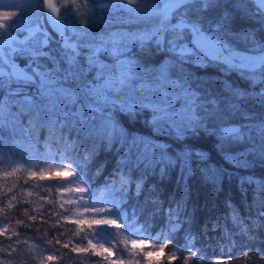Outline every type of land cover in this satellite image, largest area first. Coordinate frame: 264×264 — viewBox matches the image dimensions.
Returning <instances> with one entry per match:
<instances>
[{"label": "snow or ice", "instance_id": "snow-or-ice-1", "mask_svg": "<svg viewBox=\"0 0 264 264\" xmlns=\"http://www.w3.org/2000/svg\"><path fill=\"white\" fill-rule=\"evenodd\" d=\"M214 156L264 167V0H0V264H208L178 237L189 182L232 179ZM173 171L183 191L165 210L157 181ZM239 185L248 214L225 201L230 255L212 264H264L245 250L264 178ZM141 197L168 236L133 231Z\"/></svg>", "mask_w": 264, "mask_h": 264}, {"label": "trees", "instance_id": "trees-1", "mask_svg": "<svg viewBox=\"0 0 264 264\" xmlns=\"http://www.w3.org/2000/svg\"><path fill=\"white\" fill-rule=\"evenodd\" d=\"M233 79H235V77H233ZM17 139L18 137H13L11 140H8L6 138V144L11 143ZM36 147L39 150L43 151L45 146L43 145V143H41ZM208 147H211V145H208ZM6 162L7 161H5V163ZM221 162H222V166L229 168V171L232 172L231 181H225L223 191L219 193H210L209 196H206V198H200V197L195 198L190 194V197L187 200L188 219L184 224V231H182L178 237L179 242L182 243L188 235L193 236L195 238V243L197 247L198 248L202 247L205 250L208 264H212V261L215 259L227 260L230 255L228 251H222V249H226L229 247V242L226 239L225 240L221 239V237L224 234L225 227L227 228L232 227L230 221L224 220L228 211L225 207V201L230 199L233 202V204L239 209L240 214L242 216H246L248 214V207L247 204L244 202L242 196V189L239 185V178L248 175H254L256 179L264 178V168H260L259 165L256 166L251 171L241 170L242 172L239 173L237 172L238 170L232 169L231 166L226 164L224 161L221 160ZM237 173H239V175L240 174L242 175L236 178ZM177 179H178V172L173 171L169 178L165 179L162 182L157 181L158 190H159L158 194L161 197V203L163 204V208L165 210H167L169 204L172 203L173 197H175V199L177 200L181 198L183 186L177 184ZM98 180L101 182V187H102L103 177L98 178ZM0 183H2V181H0ZM9 183H11V180H9ZM189 185H190V191L192 189H195L199 185V179L196 178L191 180L189 182ZM245 187L248 186L245 185ZM250 193H251V188H249V197H248L249 202L251 200ZM153 207L154 206L151 204L144 205L143 197H141L140 205L136 209L137 217L140 222L136 225L133 231H139L142 227H147L153 237L159 236L160 234H163L164 236H168L170 229L169 226H167L165 223L163 213L156 212L155 214H153ZM128 211L129 213L131 212V207L128 208ZM4 215L5 213H0V219H3ZM16 218H23V217L20 213H15L11 217H9L11 223L13 224L15 223ZM217 220L222 221L220 229L217 231H213L212 225L216 223ZM206 225H207V229L205 228ZM110 231L114 235L117 233V230L114 228H110ZM259 232L260 234L255 237L252 247L250 249H245V250H250L254 254L259 252L260 255H258L256 259L257 261L264 262V237L261 239V237L264 234V230H259ZM127 235H128L127 233H123L118 236L120 247H123V240L126 239ZM3 239L4 237H0V240ZM115 241L116 239H113V243ZM83 243L84 246L87 245L86 240ZM244 243L247 244L248 242L244 241ZM115 244L116 242L114 243V245ZM237 247H239V244H237ZM63 252H67V250H63ZM72 255L74 256L75 254ZM159 257L160 259H162L161 256ZM239 259H240L239 253L233 255L234 264L235 261ZM101 260H102L101 257L92 255L91 260H89L87 264L96 263L97 261H99L101 264L102 263ZM68 264H71V261H69Z\"/></svg>", "mask_w": 264, "mask_h": 264}, {"label": "bare ground", "instance_id": "bare-ground-1", "mask_svg": "<svg viewBox=\"0 0 264 264\" xmlns=\"http://www.w3.org/2000/svg\"><path fill=\"white\" fill-rule=\"evenodd\" d=\"M218 158H219V157L214 156V160H215V162L218 163V164H220V165H222L221 160L218 159ZM210 193H212V192L210 191L209 186L203 184L200 180H199V185H198L195 189H192V190L190 191L191 196H193V197H195V198H196V197L206 198V196H209ZM263 237H264V234H263V236L261 237V239H262Z\"/></svg>", "mask_w": 264, "mask_h": 264}, {"label": "rangeland", "instance_id": "rangeland-1", "mask_svg": "<svg viewBox=\"0 0 264 264\" xmlns=\"http://www.w3.org/2000/svg\"><path fill=\"white\" fill-rule=\"evenodd\" d=\"M5 2H7V0H5ZM222 161H223V160H222ZM224 164H225V163H224ZM260 168H264V167L260 166ZM243 171H245V170H243ZM237 172L240 173V172H242V171H241V170H238ZM239 173H237L236 178L239 177L240 175H242V174L239 175ZM248 174H249V173H248ZM94 242H95V241H94ZM111 242H112V244H114L116 241L113 243V239H112ZM86 243H87V240H86ZM126 246H127L128 248L131 247L130 244L127 242V240L124 239V240H123V247H126ZM143 247L147 248L148 245L146 244V245H144ZM101 258H102V257H101ZM151 258H152V259H155V260H156V259H157V260L160 259V257H159L157 254H155V253L153 254V256H152ZM101 261H102L101 264H104L103 260H101ZM92 264H96V263H92Z\"/></svg>", "mask_w": 264, "mask_h": 264}]
</instances>
